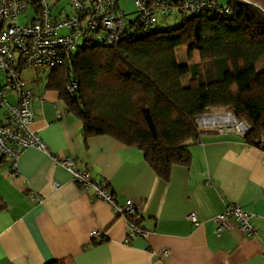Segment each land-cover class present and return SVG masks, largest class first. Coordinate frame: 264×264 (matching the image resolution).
I'll list each match as a JSON object with an SVG mask.
<instances>
[{"label":"crops","instance_id":"1","mask_svg":"<svg viewBox=\"0 0 264 264\" xmlns=\"http://www.w3.org/2000/svg\"><path fill=\"white\" fill-rule=\"evenodd\" d=\"M119 7L128 20L136 18H128L121 2ZM30 90L32 130L46 151L25 150L15 171L6 160L0 165L6 204L0 212V264H264L261 150L236 134L202 131L190 147L189 166H174L165 182L137 148L106 136L85 140L82 123L65 110L58 91L46 85ZM49 153L70 157L93 181L106 182L119 205L132 201L137 225L148 236L128 241L126 221L72 182ZM231 205L253 213V237L233 220L216 235L213 219ZM190 213L200 226L188 220ZM93 231L104 239H92Z\"/></svg>","mask_w":264,"mask_h":264},{"label":"trees","instance_id":"2","mask_svg":"<svg viewBox=\"0 0 264 264\" xmlns=\"http://www.w3.org/2000/svg\"><path fill=\"white\" fill-rule=\"evenodd\" d=\"M156 1L146 0L149 7ZM218 7L197 15L170 11L163 15L180 14V26L159 31L156 22L139 39L125 36L112 48L87 39L48 72L46 88L58 91L65 110L80 120L85 140L106 136L137 148L165 182L174 166L191 162L190 147L202 132L195 110L230 112L248 126L245 143L264 152V0ZM134 14V20L125 15L124 33L138 21ZM68 73L78 82L74 98ZM5 209L0 198V212ZM131 221L137 224L135 215Z\"/></svg>","mask_w":264,"mask_h":264},{"label":"built area","instance_id":"3","mask_svg":"<svg viewBox=\"0 0 264 264\" xmlns=\"http://www.w3.org/2000/svg\"><path fill=\"white\" fill-rule=\"evenodd\" d=\"M121 1L0 0V71L4 77V84L0 85V158L6 160L13 171L25 150L34 148L46 151L44 143L32 130L34 95L20 76L25 69L50 72L62 66L87 39L100 40L110 48L117 46L125 36L131 40L139 39L156 25L155 10L162 15L173 10L197 15L219 9L215 2L205 0H184L179 7L172 1H156L153 7H149L146 0H132L138 21L130 24L131 30L124 33L127 20L119 9ZM63 2L68 5L70 12L60 5ZM22 17L26 19L24 23H21ZM68 79L67 93L74 98L78 82L70 73ZM196 122L201 131L232 133L241 137L248 132V126L227 111L222 115H207L201 122ZM261 145L264 148V141ZM49 157L54 165L67 170L72 182L86 191H92L96 199L107 203L117 216L126 221L128 241L148 236L146 231L131 221L136 214L132 201L127 200L119 205L106 182L93 181L90 174L79 170L70 157L50 153ZM253 217V213L238 205L227 206L213 219L216 235L219 237L224 230L229 229L230 221L233 220L243 234L253 237ZM188 220L196 227L201 225L195 213H190ZM91 238L102 241L104 236L99 231H93ZM162 255L167 256L168 251L164 250Z\"/></svg>","mask_w":264,"mask_h":264},{"label":"rangeland","instance_id":"4","mask_svg":"<svg viewBox=\"0 0 264 264\" xmlns=\"http://www.w3.org/2000/svg\"><path fill=\"white\" fill-rule=\"evenodd\" d=\"M163 1H168V0H163ZM218 2L221 7H225L228 0H218ZM62 5L65 6L68 12H70V8L65 2H63ZM121 5L123 9L126 11V13H130V15H128V18L133 17L135 15L133 13H135L136 8L132 0H122ZM30 15L31 14H29V16ZM25 21L26 19L22 17L21 23H24ZM181 22H182V16L180 14H176L175 12H173L172 14H167V15L158 14L157 29L159 31H162L166 28L173 29V28L180 26ZM185 52H186L185 48L180 49L178 52V56H179L178 60L180 63H183V61L181 60V55ZM20 76L22 80L26 82L27 86L30 89H35V88H38V86L44 87L46 85L47 79H48L47 77L49 76V74L48 72H38L33 68H27L22 72ZM3 84H4V77L0 71V85H3ZM225 112L226 111L224 110H211V111L195 110L192 115L193 117L196 118V120H199L201 122L203 117H206L207 115H213V114L222 115Z\"/></svg>","mask_w":264,"mask_h":264}]
</instances>
